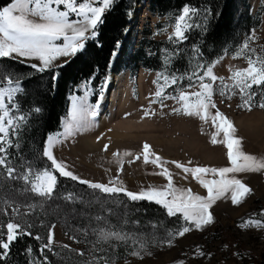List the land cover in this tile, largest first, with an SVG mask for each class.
<instances>
[{
  "label": "rangeland",
  "instance_id": "obj_1",
  "mask_svg": "<svg viewBox=\"0 0 264 264\" xmlns=\"http://www.w3.org/2000/svg\"><path fill=\"white\" fill-rule=\"evenodd\" d=\"M112 2L17 0L2 9L0 27L5 30L0 34L10 40L0 37V74L6 72L2 62L13 59L53 75L94 34ZM240 4L238 19L260 11V26L244 31L214 62L199 61L189 77L178 79L167 74L170 64L164 59L151 63L157 70L151 71L141 55L150 57L153 41L182 38L190 12L159 19L149 1L141 2L117 45L123 57L117 72L128 71L129 100L110 124L133 120L136 128L119 125L114 131L107 126L104 130L111 134L101 141L98 114L106 105L110 72L101 93L83 82L81 95L69 102L62 129L43 145L49 167L29 185L0 176V212L11 216L9 235L20 233L21 212L36 209V203H26L27 194L48 196L60 178L85 183L96 200L106 194L115 202L121 197L152 202L167 211L166 219L180 217L163 233H157L160 226L154 220L148 221L149 230L125 231L120 243L131 256L100 264H264V0ZM159 49L164 53L165 44ZM0 81L12 91L6 97L0 93V113L5 112L0 131L6 133L27 85ZM107 110L105 118L111 115ZM25 114L27 125L31 115ZM89 139L98 142L97 150L87 146ZM99 188L106 193H97ZM90 233L108 234L105 245L116 237H110L112 230L92 228ZM78 237L56 223L48 241L77 255L71 264H98L85 256Z\"/></svg>",
  "mask_w": 264,
  "mask_h": 264
},
{
  "label": "trees",
  "instance_id": "obj_2",
  "mask_svg": "<svg viewBox=\"0 0 264 264\" xmlns=\"http://www.w3.org/2000/svg\"><path fill=\"white\" fill-rule=\"evenodd\" d=\"M13 1L0 0V11ZM145 1L150 2L151 12L160 17H178L182 10L190 12L191 27L182 41H153L150 57L146 53L141 55L147 69L156 70L151 63L164 59L170 64L168 73L175 77H189L192 67L199 61L212 63L224 54L225 49L235 46L244 31H251L261 24L259 16L253 19L247 16L254 22L248 18L238 19L240 0H113L103 13L95 35L82 41L81 48L65 65L54 70L53 75L39 73L13 59L3 61L1 66L6 72L0 74V78L19 80L27 85V91L19 99V107L22 113L31 115L29 123L12 136L8 150L16 175L27 169L40 171L49 167L48 160L42 157L43 145L49 134L59 130L68 109L69 95L78 93L85 81L91 82L95 89H101L117 45L122 43L131 26V17L137 6ZM163 43L166 49L160 53L159 45ZM2 175L6 177L5 173ZM98 192L105 193L100 189ZM89 193L87 185L59 178L53 195L27 194L26 203H36L37 206L28 213L21 212L20 228L16 227L20 233L13 237L9 235L8 228L11 216L2 209L0 264H71L77 255L51 246L48 241L49 230L56 223L79 236L80 243L86 247L85 256H90L98 264L111 260L118 262L131 256L127 245L120 243L122 233L133 229L139 233L149 230L147 224L152 220L160 226L157 233H163L162 230L167 229L170 223L176 224L180 219L179 215L166 219L167 211L152 202L124 197L115 202L106 194L96 200ZM74 197L84 200L77 202ZM106 210L111 212L107 214ZM92 228L112 230L115 234H109L110 237H116L108 239L110 245H105L108 234L99 237L90 233ZM231 245L235 244L231 242ZM107 256L110 258L105 259Z\"/></svg>",
  "mask_w": 264,
  "mask_h": 264
},
{
  "label": "bare ground",
  "instance_id": "obj_3",
  "mask_svg": "<svg viewBox=\"0 0 264 264\" xmlns=\"http://www.w3.org/2000/svg\"><path fill=\"white\" fill-rule=\"evenodd\" d=\"M16 10H20V8H17ZM136 16L137 15H135V17ZM131 32L132 31L130 30L129 34ZM127 33H128V31H127ZM0 37L4 41L10 40V39L2 36L1 34H0ZM23 44H26V43H23ZM23 44H19V45H23ZM121 59H122V51L119 50L115 53L113 60H112V63H111L109 81H108L107 86H106V92H107L106 105L104 106L103 111L98 114V122H99V126L101 128L99 129L97 134L101 135V141L111 134L110 129L115 131V129L119 125H121L122 127L131 128V129L136 128V123L133 120H124V121L121 120V121H119V124L115 125L114 127L110 126V124L116 123V120H117L116 115L119 112L125 110V108L127 106V102L129 100V97H128V88H129L128 71H124V72H120V73L117 72V67L120 64ZM107 109L111 110V115H110V117L105 118V112ZM128 111L131 112L130 109ZM107 126L111 127V128L109 130L108 129L104 130L105 127H107ZM100 135L98 137H100ZM99 140H100V138H99ZM87 146H90L92 148V150H97L98 142H96L95 139L93 141L89 139L87 141Z\"/></svg>",
  "mask_w": 264,
  "mask_h": 264
}]
</instances>
